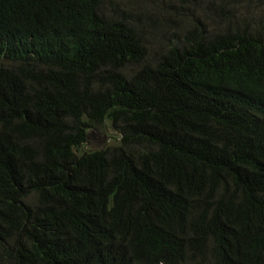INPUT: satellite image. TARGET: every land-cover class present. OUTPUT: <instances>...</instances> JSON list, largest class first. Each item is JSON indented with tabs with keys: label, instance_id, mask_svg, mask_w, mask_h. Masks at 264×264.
Wrapping results in <instances>:
<instances>
[{
	"label": "trees",
	"instance_id": "obj_1",
	"mask_svg": "<svg viewBox=\"0 0 264 264\" xmlns=\"http://www.w3.org/2000/svg\"><path fill=\"white\" fill-rule=\"evenodd\" d=\"M142 21L0 0V264H264V33Z\"/></svg>",
	"mask_w": 264,
	"mask_h": 264
},
{
	"label": "rangeland",
	"instance_id": "obj_2",
	"mask_svg": "<svg viewBox=\"0 0 264 264\" xmlns=\"http://www.w3.org/2000/svg\"><path fill=\"white\" fill-rule=\"evenodd\" d=\"M105 4L115 12L127 9L136 17L140 13L150 61L178 44L179 33L193 25L203 27L207 35L238 27L264 33V0H105ZM120 139L109 121L98 122L89 130L84 150L112 147Z\"/></svg>",
	"mask_w": 264,
	"mask_h": 264
}]
</instances>
